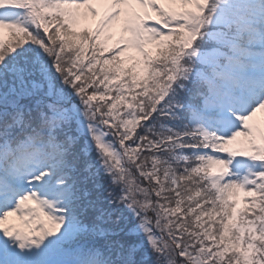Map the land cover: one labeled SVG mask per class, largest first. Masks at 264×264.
Segmentation results:
<instances>
[{
  "label": "snow or ice",
  "instance_id": "obj_1",
  "mask_svg": "<svg viewBox=\"0 0 264 264\" xmlns=\"http://www.w3.org/2000/svg\"><path fill=\"white\" fill-rule=\"evenodd\" d=\"M264 0H0V264H264Z\"/></svg>",
  "mask_w": 264,
  "mask_h": 264
},
{
  "label": "rangeland",
  "instance_id": "obj_2",
  "mask_svg": "<svg viewBox=\"0 0 264 264\" xmlns=\"http://www.w3.org/2000/svg\"><path fill=\"white\" fill-rule=\"evenodd\" d=\"M257 119H264V116H262L261 114H257Z\"/></svg>",
  "mask_w": 264,
  "mask_h": 264
}]
</instances>
